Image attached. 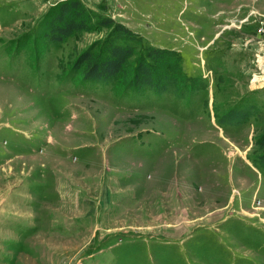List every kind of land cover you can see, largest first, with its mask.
Segmentation results:
<instances>
[{
  "label": "rangeland",
  "instance_id": "374dc122",
  "mask_svg": "<svg viewBox=\"0 0 264 264\" xmlns=\"http://www.w3.org/2000/svg\"><path fill=\"white\" fill-rule=\"evenodd\" d=\"M62 1L0 0V264H264V0H78L162 93L74 71L111 27L49 40Z\"/></svg>",
  "mask_w": 264,
  "mask_h": 264
},
{
  "label": "trees",
  "instance_id": "16d2710c",
  "mask_svg": "<svg viewBox=\"0 0 264 264\" xmlns=\"http://www.w3.org/2000/svg\"><path fill=\"white\" fill-rule=\"evenodd\" d=\"M43 22L47 26V37L55 42L64 41L76 31L111 27L97 52H93L91 45L77 58L73 69L80 68L84 80L107 83L121 78L125 87L132 90L149 88L162 93L171 86L176 87L183 77V72H170L171 68L165 67L171 53L163 48L145 46L131 61L138 44L135 34L109 17L92 15L78 0L59 2L49 10Z\"/></svg>",
  "mask_w": 264,
  "mask_h": 264
}]
</instances>
